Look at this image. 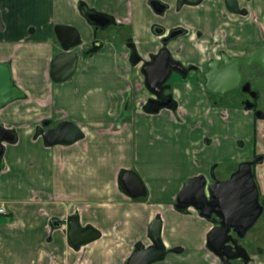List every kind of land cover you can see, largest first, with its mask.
Returning a JSON list of instances; mask_svg holds the SVG:
<instances>
[{"label":"crops","instance_id":"obj_1","mask_svg":"<svg viewBox=\"0 0 264 264\" xmlns=\"http://www.w3.org/2000/svg\"><path fill=\"white\" fill-rule=\"evenodd\" d=\"M152 1L167 10L156 11ZM240 2L260 20L238 32L248 33L255 49L263 43L264 0ZM85 8L113 23L97 31ZM226 14L223 0L198 6L183 0H0V63L11 65L24 94L0 110V126L16 137L4 144L0 159V204L8 210L0 216V264H126L139 244L151 245L156 219L167 250L156 264H217L206 246L212 225L193 210L178 212L176 200L190 179L217 178L216 165L249 160L253 150H241L242 143L255 140V150L264 151V131L250 137L249 129L241 143L240 130L256 123L252 114L218 104L194 73L173 75L170 108L146 110L143 102L154 98L141 64L163 47L156 27L183 28L188 35L168 48L176 60L204 70L208 41L220 29L232 37L239 30L232 21L238 17ZM57 26L76 29L81 39L73 49L77 70L62 83L51 79L52 62L64 53ZM198 33L202 41L194 46ZM63 122L76 125L82 138L48 146L40 130ZM127 172L142 181L143 197L124 190ZM73 216L81 227L95 228L99 239L71 248L66 221Z\"/></svg>","mask_w":264,"mask_h":264},{"label":"water","instance_id":"obj_2","mask_svg":"<svg viewBox=\"0 0 264 264\" xmlns=\"http://www.w3.org/2000/svg\"><path fill=\"white\" fill-rule=\"evenodd\" d=\"M202 0H184L188 5H198ZM227 7L233 13L238 12L236 0H227ZM83 14L96 30H105L113 23V19L88 9H83ZM160 32V34H162ZM55 34L60 42L64 53L56 56L51 65V79L55 83L69 80L77 70L78 56L73 49L81 43L80 34L74 28L57 26ZM181 31H174L169 37L163 39V43L177 38ZM223 64V66H220ZM259 65L264 72V46L254 52L249 58H230L221 55V60H213L209 64V71L198 75V81L205 91L211 95L224 97L226 94L237 90L242 81L241 66L250 67ZM193 69H186L184 65L176 61L169 49L163 48L142 67L145 77V86L148 91L159 99L161 107H169L172 97L164 93V84L169 81L173 74L187 76ZM257 90H264V78L254 84ZM247 90V89H246ZM23 92L17 88L13 81L11 65L0 63V110L19 99H23ZM257 117L263 119L262 113ZM45 143L48 146L71 145L82 138L80 129L69 122H63L54 129L40 130ZM16 137L13 133L0 126V159L4 154V144L13 143ZM264 156H258L254 161L241 163L238 169L227 181L221 182L214 179V184H209L204 176L190 179L176 200L175 209L180 213H186L194 209L199 216L209 221L213 215L217 216L219 226L211 229L207 236V249L222 260V264H232V231L239 236H244L250 230L262 213L259 201V189L255 181L253 166L261 163ZM122 185L126 193L133 199H138L146 194L145 186L137 175L127 172L122 177ZM68 243L74 250L88 245L99 239L100 233L93 227H81L77 217H70L66 221ZM162 222L156 219L150 227L149 239L151 245L145 247L139 244L126 264H156L163 262L167 256V250L161 239ZM232 245H227L229 243ZM243 253L246 251L240 247ZM225 249L227 252H222ZM236 256V255H235Z\"/></svg>","mask_w":264,"mask_h":264},{"label":"flooded vegetation","instance_id":"obj_3","mask_svg":"<svg viewBox=\"0 0 264 264\" xmlns=\"http://www.w3.org/2000/svg\"><path fill=\"white\" fill-rule=\"evenodd\" d=\"M203 1L204 0H202L198 5H200ZM245 1L247 3L251 2V0H245ZM183 2H184V0H183ZM226 2H227V0H223V5H224L226 12H227V14H226V16H224V18L225 19L229 18V15L238 17V20L232 19V21L235 20V23L238 22L239 30L237 31V33L232 37V34H230L228 32L227 28L220 29L216 35V38H213L212 40L208 41L209 45H208L207 49H205V53H208L209 56L207 59V64L205 66V69L201 70L200 67L196 64H189V65L187 64L186 65V64H183L181 62L186 69L192 68L193 70L190 71V73L185 77H183L177 73H175V74L179 75L182 78H188V76L190 74L194 73L195 74V81L197 83H199L198 75L207 73L209 71V64L213 60H221V55H226L230 58H233V57L249 58V57H251V55L254 52H256L257 50L261 49L264 46V31H263V33H261V37L263 38V40H262L263 43L261 46H259L258 48H255V49L250 48L251 47L250 46L251 45L250 44V36L248 35V33L242 34L244 32L243 29L246 30V32H247V29H249L250 25H253V22L259 23V21H260L259 17L256 16L255 14H253V12L248 11L246 7H243L241 5L240 0H236L237 7L239 9L237 13H233V12L229 11ZM184 4H186V3L184 2ZM186 5H188V4H186ZM198 5H195V6H198ZM152 6L158 12L164 13L165 10H167L166 6L162 5L161 3L157 2V1H152ZM189 6H191V5H189ZM226 25L228 27L230 26V24L228 22ZM243 26H244V28H243ZM240 29H241V31H240ZM97 31H100V30H97ZM162 31H163V33L160 34V32H162ZM174 31H181L182 34L180 36H178L177 38L169 41L168 43H163V39L166 37H169L171 35V33ZM239 31L242 33L239 34L238 33ZM155 33H157V35L162 40V43H163L162 49L163 48L169 49L168 45L170 43L177 41L180 38L186 37L188 35V32L183 28H178V29H174L172 31L167 32L161 27L160 28L156 27ZM201 38H202V35L200 33L196 34L195 38L193 37L194 46L200 45V43L202 41ZM236 50L239 51V54L238 55L237 54L231 55ZM169 51H170V49H169ZM213 54L216 56V58H213L214 57ZM156 55H154L149 61L141 64V72H142L143 65L148 63V62H151ZM171 55L174 58L172 52H171ZM176 61H178V60H176ZM140 63H141V61H140ZM220 66H223V64H221ZM175 74H173V75H175ZM241 74H242L241 84H240L239 88L237 90H235L234 92L228 93L224 97H218L215 95H211V94L207 93L206 91L205 92L207 94L211 95L212 97H217V98H226L228 95L234 94L235 99H232V100L236 101L241 106L242 110H244L246 112H250L252 115H254L255 120L261 119V118L257 117V113H262L263 115H264V113L260 111L257 104L261 100V94L264 93V90L255 89L254 84L257 80H261L264 78V72L262 71V69L260 68L259 65H253L250 67L241 66ZM173 75H172V77H173ZM172 77H171V79H172ZM171 79L164 84L165 95L167 97H172V103L170 104L169 107H161L162 102L148 91L154 98L153 100H150V101H158L161 109L162 108H170L174 104L173 95H172V93H170V91L172 89V86L170 85ZM144 84H145V82H144ZM145 88H146V86H145ZM241 96H247L248 99L240 100ZM150 101L149 100L144 101L143 107L145 108L146 105H148V103ZM223 107H225V106H223ZM263 143H264V137H263ZM260 155L264 156L263 151L257 152V154L254 155L253 159L247 160L244 162L254 161ZM244 162H241V163H244ZM238 167H237V169H238ZM257 169H258V172H257ZM253 172H254L256 184H257L258 189H259V201H260V204L262 206V213H261V216L258 219V221L255 223V225L250 230H248L244 236L241 237V236H239V234L237 232L232 231V233H231L232 239L236 241L235 245L232 246V250H233V252H231V253H233L232 257H235L231 261L232 264H261V263L264 264V261H259L261 259L264 260V191L262 190L261 184H260V179H261L260 177L264 178V160L261 163L253 166ZM230 176L228 177V179L230 178ZM214 179H217L221 182L228 180V179H222L221 180L218 177L217 178L211 177L209 180L208 179L207 180H208L209 184H214V182H215ZM190 210L195 211L194 209H189V210H187L186 213H182V214H188ZM195 212L198 214L197 211H195ZM202 219H204V218H202ZM205 220H207V219H205ZM207 221L212 225L211 229H213V228L219 226L220 219L217 216L213 215V220L212 221L207 220ZM262 230H263V232H262ZM227 245L228 246L232 245V243L230 242ZM206 246H207V240H206ZM240 247H242L246 251V253H243L241 251L242 249ZM221 251L225 252V253L227 252L225 249H222ZM228 253H229V255H231V253L229 251L227 252V254ZM211 255L213 256V258H215L217 264H222V260L219 257L215 256L213 253H211Z\"/></svg>","mask_w":264,"mask_h":264},{"label":"rangeland","instance_id":"obj_4","mask_svg":"<svg viewBox=\"0 0 264 264\" xmlns=\"http://www.w3.org/2000/svg\"><path fill=\"white\" fill-rule=\"evenodd\" d=\"M261 45H262V43H259L255 48H258ZM170 82H172V79H171ZM213 98L216 100V102L218 104H222V106H225V107L229 108L232 111H236L237 109L242 111L241 106L236 101L232 100V99H235V95L234 94H230L226 98H217V97H213ZM245 99H248V97L247 96H241L240 97V100H245ZM257 106L260 109V111L264 113V93L261 94V100L258 102ZM250 119H253V121H254L255 120L254 115H251ZM255 121H256V123H252V126L249 127V126L246 125L240 130V135H239V137H237V139L239 141H241V143L245 141V139H246L245 135L247 134L249 129H250V137H251V132L253 130L257 129L258 131H264V119H256ZM245 148L253 150V153L251 154V157L248 158L249 160L253 159L254 155L257 154V152H258L257 150H255V140H253L252 143H248L246 145L244 143H242L241 150H243ZM263 153H264V151H263ZM234 156H238V155H234ZM240 156H242V155H239V158L241 159ZM243 159H245V158H243ZM246 160L247 159H245V161ZM227 165L229 167H226L225 164H223V165L219 164V165L215 166L216 167V175L221 180L222 179H228V177L233 172H235L237 167L240 165V162L239 161L230 162V163H227ZM257 172H258V169H257ZM262 232H263V230H262ZM259 261H264V260L261 259Z\"/></svg>","mask_w":264,"mask_h":264},{"label":"trees","instance_id":"obj_5","mask_svg":"<svg viewBox=\"0 0 264 264\" xmlns=\"http://www.w3.org/2000/svg\"><path fill=\"white\" fill-rule=\"evenodd\" d=\"M145 109L148 111L156 112V111L161 110V107L158 101H150L148 105H146Z\"/></svg>","mask_w":264,"mask_h":264},{"label":"built area","instance_id":"obj_6","mask_svg":"<svg viewBox=\"0 0 264 264\" xmlns=\"http://www.w3.org/2000/svg\"><path fill=\"white\" fill-rule=\"evenodd\" d=\"M8 210L4 204H0V216H7Z\"/></svg>","mask_w":264,"mask_h":264}]
</instances>
